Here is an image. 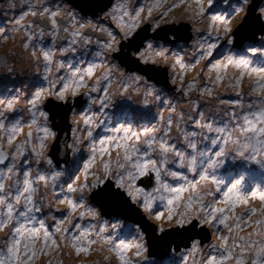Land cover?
<instances>
[{
	"label": "rangeland",
	"instance_id": "obj_1",
	"mask_svg": "<svg viewBox=\"0 0 264 264\" xmlns=\"http://www.w3.org/2000/svg\"><path fill=\"white\" fill-rule=\"evenodd\" d=\"M120 1H125L128 5L127 8L132 15L135 14V11L138 8H143L144 11H147V14L144 12L141 13V21L136 30L145 28L150 29V27L146 24L147 21L155 26L156 23H159V26H161L165 23L172 22L176 24V27H189L191 36H189L186 41V34L183 32L177 37L173 36L172 47L170 48L168 46H164L163 42H160L159 40L153 41V39L149 41L153 44L154 48L164 46L168 49V52L166 53L168 57L167 60L157 58L156 63H158L157 65L163 64L161 66L168 69V79L173 89L167 90L165 88H159L151 81H148L146 77L140 73L137 75L130 74V76L120 75L114 70L115 66L109 58V52H105L103 56H99L98 61L96 53L101 51V48L99 47L100 44L96 41L84 44L83 40L80 38H78L76 43H72L71 39L64 47L52 50L57 53V55L54 59H52L51 72H47L46 69L42 68V66L40 67V64L44 62V58L43 52L38 48H40L41 41L45 43L50 40L47 44L52 45L54 39L51 35H48L47 37L40 36L39 29L35 25L36 23L32 22L33 16L30 14L25 15L27 13L25 11H29L30 13L32 10H36L40 13L47 8L49 11L44 13L42 16L39 15L40 17H47L50 16L51 12H58L59 15L56 16V19L69 18L71 26H73V19L74 21L77 20L76 18L71 17L75 14L79 16L78 12L66 4L64 0H28L27 3H22L21 0H11V3L10 0H0V49L4 50L7 54L10 53L13 59L15 56H19L18 65L20 69V62L22 60H28L32 66V72L34 73L32 78L33 80H36L35 84L31 82V85L29 84L27 87L23 88L22 82L23 80H26V78L22 77L17 82H14L10 87L6 86L5 82V87H0V101L4 102L0 103V107L3 108V110H0L3 112V115H0V122L5 125L4 129H0V151H5L8 154L9 159L7 166L10 164L19 166L20 162L24 159L27 160L26 163L28 166L32 165L27 170H24L22 167L16 169L14 173L19 176L18 183L14 184L13 182L7 180L4 181L7 187H9V191H7V187L5 185L4 191L0 192V196L5 197L6 204L11 203L14 209L12 221L0 229V258H2L6 264L9 262L8 247L10 243L12 240L19 238L15 229L20 223L25 224L26 228L30 229L33 227L40 228V222L43 221L44 228L47 229L51 238L56 241V244L53 245L51 240H49L47 242V246H45L42 229L40 236L35 238L38 254L29 259L31 253L29 252L27 256L25 255V242L22 240L20 244V256L26 264H119L116 255L114 253H110L107 246L101 248V246L97 244L92 245L88 252H77L72 247L71 243V237L79 235V230L75 227L77 224L81 225L82 228L92 226V231L94 233H98L100 228H104V235L113 236L116 243L124 240L125 242L142 244L141 240H131L133 228L130 224L126 225L125 222L116 218L108 219L101 217L98 208L94 204L93 206L90 203V190H85L83 194L79 192L70 193L68 192V185L83 184L85 182L87 184H92L96 176H104L102 164L103 162L109 160L112 161V172L111 175L104 176L101 184L106 179H110L115 185V179L118 172L123 171L118 170L115 163L117 151L113 148L110 156L104 155L101 157L100 155H97L95 163L86 170L84 165L93 155L90 145L92 143H96L98 145L99 140L109 136L118 137L122 135V133L112 131V129L119 128L122 125L125 127L131 126L133 131L140 133L143 132L145 127H155L157 128V131L154 135L159 139L164 135L167 127L166 124L161 121V115H163L164 121L167 120L170 114L174 120V123L168 132V143L170 145H175V150L183 152L186 158H191V156L195 154L197 155L198 160L196 172H191L187 169V167H178L179 160L177 157L169 154L170 163L167 165L168 170L179 173L180 177H187L188 181L196 182L199 181L202 170L207 168V162L209 159L224 162L223 165L216 167L214 170L207 169L209 182L202 188L205 211L209 210L207 207L209 203H218L221 201L224 198V194L228 192L229 188H231L232 184L239 179L241 180L240 187L242 189V194L248 197V203L246 205L237 204L235 208L236 215L244 217L241 228L245 229L248 226H254L251 221H255L260 218L259 216H253L251 221L247 220L250 209L255 208L259 210L264 208V201H261L259 197L253 199L251 195L254 191H264V166L258 164L256 161L245 160L243 157H237L235 160L229 159L228 157L236 156V153L230 150L232 147L231 144L224 145L223 134H219L214 130L209 132L206 129L198 128L196 126V122L200 121V114L203 113L204 120L200 121L201 123H212L214 128L227 125L228 130H231L233 127L237 126V124L243 123L242 120H240V116L258 109V103L254 102L259 101L260 97L250 94L251 89L254 87L255 77L249 78L247 75L244 76L239 89L241 95L238 97L236 95V90L229 87L230 81L233 84L235 83L234 78L239 75L238 70L229 67L227 70V76H225L219 85L213 83L216 73H208V68L212 63H214L217 59H224V57L229 55H236L237 57L239 55H246L249 59H253L257 62L264 61V55L247 51L249 46H257V48H259L260 45L258 43L261 38L259 40H253L252 42H245L241 44L240 47L235 43H227L229 37L234 42L232 32L242 22L244 17H246L251 1L247 5V9H245L244 6L245 10L243 12L234 14L235 7L241 3V0H212L211 5H209L208 0H206L203 6L205 9L203 16H195V18L193 17L198 5L194 2H183L184 5L176 7L174 14L168 15V12L173 6L171 3L172 0H162V7L153 10L152 16L149 17L148 9L155 3V0H132L130 2L129 0H116L114 8L117 4L121 3ZM200 4L202 5V3ZM56 6L57 8L55 9ZM227 7H231L232 9H228ZM214 8L217 9V11H214ZM113 10L103 12L100 19H98L95 23L103 28H107V32L111 31L115 36L123 37V33L117 26V21L114 18V16H118L119 13H114ZM164 13H167V15L165 16ZM214 14L223 15L225 19L230 20L232 27L231 33L225 35L222 28L219 33L215 31V26L212 29L209 28V25L212 24L210 18ZM22 16V24L17 25L16 21L21 19ZM56 21L58 23V20ZM125 21L127 22L128 18ZM27 25H32L29 30L34 33L32 39L30 40L26 35L25 26ZM41 26L44 27L43 25ZM172 26L174 27V25H165L162 27L165 28ZM162 27H159L158 29ZM149 31L153 32L151 29ZM149 42L146 41V45L141 49V51L146 49ZM177 42L183 47L179 49L174 48V45ZM200 42L215 43L217 48L213 50V55L211 57H208L206 60L200 61L199 64H196V61L199 60L201 53V49L199 47ZM25 45H27V47H25ZM89 56H95V61L92 60V58L87 59ZM177 58H181L185 65H195V67H189L187 71L182 72L180 66L175 64ZM78 62H80L82 66L80 69L81 72L93 64H104L105 67L97 68L93 77H86V81L89 82L87 84L88 87L86 88L88 96L82 99V101L78 104L79 110H76L75 113L71 114L70 120L68 119L69 124L72 125L73 128L77 129L75 136L72 134V138L69 140L68 144L72 143L74 139L79 136L81 140L79 151L75 154H71V164L68 163L67 165L55 168L56 170H62L63 174L59 178L53 180L50 178L49 174L54 167L48 166L44 162L43 157H41L40 162L37 163L36 156H33L30 153L28 155L26 152V130H31L33 148V145H37L39 143L37 137L43 135V133L37 132V127L45 124L43 118L37 116L38 124L32 126L31 128L28 127L32 120V114L28 110L30 107L28 101L32 99L36 91L41 88L40 86L42 83L45 84L47 82L48 84L54 86L63 84L64 79L60 80L61 76L65 77L66 74L70 75V69L73 66L79 69ZM58 65H63V67H58ZM148 65L149 64L145 66ZM107 68H111V75L108 80H105L103 79V75ZM60 73H62V75H60ZM7 76L8 74H5L4 78H7ZM15 76L17 75L15 74ZM136 76H140L142 79L136 81L134 79ZM45 77H47V79H45ZM181 78L183 79V83H181ZM97 79H100V84L98 86L99 90L96 91L95 94H91L90 89L95 84ZM39 82L41 83L40 86ZM192 82L196 83V88L192 89L187 95H185L184 93L187 90V85ZM205 87L213 89L212 96L201 95V89ZM105 88H107L108 91V99L105 101V105H101L100 100L105 96ZM53 91H56V89H53ZM149 91H151L152 95L147 94ZM13 100L16 101L14 108L11 111H7V102ZM50 100V97L45 99L38 105V108L45 111L43 107L44 102ZM92 100H95L96 102L92 103ZM219 100H227L230 103L220 104ZM237 100L242 102L243 107L237 106L234 103ZM145 101H147V103H145ZM249 104L253 105L251 109L248 108ZM172 108L176 109L174 113L171 112ZM232 113H236L235 118L232 117ZM179 114H183L184 120L180 122V128L177 130L176 119ZM81 117L91 118L94 126L85 125ZM13 126L18 127L21 131L13 134L10 131ZM47 126L50 128L48 122ZM50 129L53 131L52 128ZM89 130L92 131V137L87 136V132ZM186 132L198 133L197 136L190 138L197 144L195 153L185 141L184 134ZM13 135V143L12 145H9L8 139ZM204 137H207V139H204ZM212 139H216L218 143L213 145L211 143ZM53 140L45 141V144L49 146L45 149L44 155L47 156V152L50 149V144ZM21 144L25 145L24 153L22 156L13 160V157L16 156V149ZM139 147L142 152L146 150V145L143 143H141ZM221 147H225V155L223 157H217L215 153L220 151ZM200 152L206 153V156L201 157L199 155ZM247 155L248 153H245V156ZM151 158L159 161V152H152ZM256 159L259 160L260 157L257 156ZM6 163L7 161L0 165V182H3L4 179V170L2 169L7 167ZM227 168L230 169V173L224 171L227 170ZM86 171L88 177H90V182L85 181L84 179ZM25 172L30 173L29 178L33 181V187L36 189V192L33 194V211L28 214L30 217H35L34 221H26L24 217L19 215L21 211L25 210L24 197L28 194H23L19 203H16L15 200L18 191L23 187ZM41 173L48 177L47 184L36 180L37 174ZM212 176H215L217 180L221 181L219 184V191H217V185L211 180ZM163 179L172 187H179L186 183V181L182 178H173L167 175L163 176ZM245 184L248 185L246 186ZM205 188L209 189L212 194H205ZM81 195H83V202L86 207L84 209H78L77 212L72 215V223L67 225L68 231L66 233L57 232L56 228L58 227V222L64 220L69 213L67 206L60 204L59 200L68 197L79 202ZM165 195L168 194L165 193ZM187 195L188 193H185V197H187ZM133 203L137 204L140 209H143L140 202L137 201ZM88 208L95 211L97 215L95 217L85 215L83 219H80L79 213L86 211ZM36 209L39 210L37 211ZM6 211L7 208L5 206H0V212L6 213ZM180 211H183L182 207H179L177 212L174 214L176 218H178ZM193 211L199 213V208H195ZM157 212L164 213L160 220L155 219L159 229H165L175 225L174 221L169 223L167 219L168 212L166 209V201L162 202L157 200L155 202L152 213L155 216ZM199 215L202 216L203 214L199 213ZM212 222L218 223V219L213 220ZM229 223L231 222L229 221ZM252 231L253 229L250 232ZM90 238L94 239L95 236ZM82 246L88 247L86 241ZM144 248L145 254H143L141 258L135 257V248H132L128 252V256L134 260L138 259L139 264L143 261V259L152 260V257H148L146 255V246H144ZM263 258L264 257H261V259ZM228 261L232 262V260ZM159 262L160 264H171L168 260L164 261L160 259ZM147 264L152 263L147 261ZM175 264H183V260H178Z\"/></svg>",
	"mask_w": 264,
	"mask_h": 264
},
{
	"label": "snow or ice",
	"instance_id": "obj_2",
	"mask_svg": "<svg viewBox=\"0 0 264 264\" xmlns=\"http://www.w3.org/2000/svg\"><path fill=\"white\" fill-rule=\"evenodd\" d=\"M194 3L198 5L197 10L195 11V16H203L204 7L200 4V0H194ZM209 5H211L212 0H208ZM249 4V0H241V3L235 7L234 14H238L239 12H243L244 6ZM14 6V5H12ZM162 7V0H155V3L148 9V16L151 17L153 10L159 9ZM49 10L45 8L43 12L38 13L36 10H32L30 13H26L25 15H32L33 17L37 15H43L47 13ZM114 13H119L118 16H114L117 21V26L120 28L123 33V38L129 40L128 48H129V58H135L139 62L147 65L149 63L156 64L157 58L167 60L166 53L168 49L164 46H160L159 48H154L153 44L149 42L144 51H141L143 47L142 41H138L134 36L136 29L139 27L141 21V13L144 12L143 8H138L135 11V14L132 15L126 3L121 2L117 4L114 8ZM262 15H264V8L260 9ZM58 12H51L49 17V22L51 24V28L53 31L49 33L55 39V37L61 31L60 25L56 21V16H58ZM166 16L167 13H164ZM125 17L128 18V21H125ZM212 24L209 25V28L212 29L215 26V31L217 33L220 32L221 28L225 35L232 32V27L230 20L225 19L223 15L214 14L211 16ZM23 20V16L21 19L16 21L17 25H21ZM32 25L25 26L26 35L29 40L32 39L34 33H32L29 29H31ZM87 27L86 24L80 23L79 29H83ZM243 27V24L241 25ZM159 28V23H156L153 31ZM73 31L69 33V29L67 27L63 28V31L67 34H70L72 37V43H76L78 38L83 39L84 44L91 43V37L84 36L83 33L75 28V21L73 19ZM101 31H105L101 29ZM264 33V29L261 30ZM107 36L109 37L107 42H104L99 45L101 51H98L96 55L103 56L105 52H114L121 51L118 46L116 36L108 31ZM39 35H45V29L43 27H39ZM227 43L232 44L233 41L229 37ZM27 47V45H25ZM199 47L201 49L199 60L196 61V64H199L200 61L206 60L208 57L213 55V50L217 48L215 43L210 42H200ZM247 51L252 53H260L264 55V35L261 36L260 47L249 46ZM44 61L47 65H51L52 63V52L51 50L45 51L43 53ZM175 64L179 65L182 72L188 70L189 67H195V65H185L182 62L181 58H177ZM58 67H63V65H58ZM105 67L104 64H93L89 66L87 69L81 72L80 69H76L71 73V76L63 83V86L58 91H53L51 88H41L34 94L33 98L28 101L29 111L32 114L31 123L28 125L29 128L38 124L37 116L43 118L45 122L49 119V113L38 108V105L41 104L46 97H53L55 101L67 103L68 96H76L81 88H87L88 85L86 83L85 78H91L94 76L95 70L97 68ZM231 67L239 71V75L236 76L235 83H229V87H232L236 90V95L239 97L241 95L239 89L241 87V81L244 76L247 75L249 78L255 77L254 87L251 89V95L259 96L260 100L254 103H258V109L248 114L240 116V120H242V124H237V126L233 127L231 130H228V126L224 125L223 127H215L212 123H201L200 121L204 120L203 113L200 114V121L196 122V126L198 128L206 129L207 131H215L219 134H223V143L224 145L231 144L240 149L236 154L239 156H244V149H249L253 151V153L257 151H264V61L257 62L253 59H249L246 55H229L224 57V59H217L211 66L208 68V73L212 72L216 73L214 84L219 85L222 80L227 76V70ZM47 72H51V68H46ZM111 75V68H107L103 75V79L108 80ZM210 78V77H209ZM136 81L142 79L140 76L134 77ZM54 83V82H53ZM181 83H183V79L181 78ZM100 79H97L95 84L91 87V92H96L99 90ZM196 88V83L192 82L187 85V90L185 91V95L188 94L192 89ZM148 95H152L151 91L147 93ZM213 89L210 87H205L201 89V95L212 96ZM108 99V91L105 88V96L100 100L101 105H105V101ZM95 100H92V103H95ZM0 103H4L0 101ZM16 101H9L6 104V110L11 111L14 108ZM220 104H228L230 103L227 100H219ZM237 106L243 107V104L240 100L234 102ZM253 105L249 104L248 108H252ZM54 109L60 110V104H54ZM176 109L172 108L171 112H175ZM233 118L236 117V113L231 114ZM254 117V118H253ZM83 123L85 125L94 126L93 121L89 117H81ZM161 121L166 124L165 133L159 139L154 135L157 131V128H148L145 127L143 132L133 131L131 126L125 127L121 126L120 128L115 129L116 133H122L120 136H109L104 139L99 140L98 145L96 143H92L90 145L91 152L93 153L91 159L84 165L87 170L90 168L96 161V156L100 155L103 157L104 155L111 154V150L114 148L117 151L116 156V166L118 170H123L122 172H118L115 179V188L117 191H113L112 185H107L104 188H100L99 191L95 192V195L101 198L106 199H116L121 197L123 194H126L131 198L133 202H140L145 212H151L153 210V205L157 200L166 201V209L168 212L167 219L169 223L174 221L176 226L184 227L186 224H190L194 217L200 219V223H208L211 224L213 220L218 219V223L223 225L227 230L229 235L220 237L219 248L223 249V253L217 257L215 255H210L206 264H225V261L231 260L234 255V249L239 248L240 254L237 256L235 260V264H245L244 256L250 250L254 251L255 256L257 257L254 264H260V258L264 257V208L259 210L253 208L249 210V215L247 220L251 221L253 216H259V219L255 221H251L254 225L253 231L248 233L247 236L240 235L241 225L244 221V217L238 216L235 213V208L237 204L246 205L248 203V197L242 194L241 189V180H236L231 188L228 189V192L224 194V198L217 202H211L208 204V211H205L204 205V194L202 192V188L209 182V176L207 169H215L220 160L209 159L207 162V168L203 169L199 181L192 182L188 181L186 177H180V174L167 169V165L170 163L169 154L174 155L179 160L178 167L187 169L191 172H196L197 170V155H192L191 158H186L185 154L180 151L175 150V145H170L168 143V132L170 131L174 120L172 115L170 114L166 121H164L163 115L160 117ZM184 120L183 114H179L176 119V127L177 130L180 128V122ZM5 125L0 123V129H3ZM10 131L15 134L21 129L16 126H13ZM37 132L43 133V135L38 136L37 140L39 143L37 145H33L32 151L35 153L37 157H43L44 151L46 149L45 141H47L50 137H53L55 134L51 129L47 126V123L44 125H40L37 127ZM77 129H73V135L75 136ZM238 134V135H237ZM29 138L31 137V132L28 134ZM92 131L89 130L87 132L88 137H92ZM185 141L188 146L196 152L197 144L190 139L191 137H195L198 135L196 132H186ZM240 137L244 138V142L241 143ZM14 139V135L9 137L8 144L12 145ZM207 139V137H204ZM143 143L146 145V150L141 151L139 145ZM211 143L216 145L218 141L216 139H212ZM71 147V145H69ZM39 149V150H37ZM155 149V152L158 151L160 154V160L151 158V154ZM25 150V145L21 144L16 149V156L13 157L15 160L17 157L22 156ZM225 147H221L220 151L216 152L215 155L217 157H223L225 155ZM122 153V160H121ZM199 155L203 157L205 153L200 152ZM6 154L3 151H0V163L6 159ZM135 158V159H134ZM47 163L50 165L51 160H47ZM112 161H105L102 164L103 174L104 176L111 175L112 172ZM14 166H10L7 168V173L11 174L13 172ZM171 176L173 178H182L186 181L185 184L179 187H172L170 184L165 182L163 176ZM104 176H96L94 178L93 183L89 186L86 182L83 184H69L68 192L70 193H81L83 194L85 190H94L99 188L101 182L103 181ZM30 173H24L23 179V187L18 191V194L15 197L16 203H19L23 194L27 193L28 195L25 198V210L21 211L19 215L24 217L26 221H34V216H29L28 214L33 211L34 207V199L33 194L36 192V189L33 187V181L29 178ZM141 177H145L151 180L154 177L155 186L150 190L146 189V187L139 186L137 181L140 180ZM79 179V178H77ZM85 181L88 179L87 171L84 175ZM36 180L38 182H44L47 184L48 178L43 174H37ZM212 182L217 185V191H219V184L221 181L217 180L215 176L211 178ZM4 186L0 185V192H3ZM122 190V192L120 191ZM167 193L168 195H165ZM185 193H188L187 197H185ZM252 198L255 199L259 197L261 201H264V191L261 192H252ZM60 204L66 205L69 209L68 216L58 222V227L56 228L57 232L68 231L67 225L72 223V215L77 212L78 209H84L86 207L83 202V195H81L80 201L77 202L73 199L65 197L62 200H59ZM7 208L6 213L0 212V229H2L6 224L10 223L13 219V205L11 203L6 204V200L3 196H0V206H5ZM179 207L183 208V211L179 212L178 218L174 216ZM195 208H199V213L203 215L200 216L199 213L194 212ZM227 209V210H226ZM37 211L39 209H36ZM219 214V215H218ZM7 216V223L5 222L3 216ZM80 219H83L85 215H89L95 217L97 213L92 209L88 208L86 211H82L79 213ZM163 212H157L155 214V219L160 220L163 217ZM232 221V223H229ZM75 227L79 230V235H74L71 237L72 247L77 252H88L92 245H100L101 248L107 246V249L110 253H114L116 258L119 261V264H139L138 259H133L128 256V252L135 248V257L139 258L143 256L145 248L141 243H130L121 240L119 243L115 242V238L111 235H104L105 229L100 228L98 233H94L92 231V226L82 228L81 225L77 224ZM43 229V239L45 241V246H47V242L51 240L52 244L55 245L56 241L53 240L47 231L44 228L43 221L40 222V228H26L25 224L20 223L19 226L15 229V232L18 239H14L13 243L8 247L9 253V264H12L15 261V264H26L24 260L21 259L20 256V244L21 241L25 239L27 236L35 244V238L40 236L41 230ZM161 232L164 231L163 228L160 229ZM235 235H232V234ZM95 236L94 239L90 238ZM231 236V244H229V238ZM258 238V239H257ZM86 241L88 247L82 246ZM197 246L194 244L192 247V253L197 251ZM31 253L29 259L35 257L38 254V250L35 247H32L31 250L27 246L24 247V253L27 256L28 253ZM0 264H4V260L0 258Z\"/></svg>",
	"mask_w": 264,
	"mask_h": 264
},
{
	"label": "water",
	"instance_id": "obj_3",
	"mask_svg": "<svg viewBox=\"0 0 264 264\" xmlns=\"http://www.w3.org/2000/svg\"><path fill=\"white\" fill-rule=\"evenodd\" d=\"M67 3L71 4L73 7L78 9L84 15H92L95 16L98 12L105 11L107 7L110 5L111 0H66ZM263 0H251V4L248 7L249 12H253L257 9ZM243 24V27L241 25ZM262 29H264V24L262 20L253 14H250L242 20V22L234 29L232 32V36L234 37V42L237 46H241V44L245 42H252L253 40H259L264 33H262ZM185 33V41L191 36L189 32L188 26L181 27H165L156 29L153 32L149 31V28L139 29L134 33V36L138 41H144L147 39L159 40L162 42H171L169 39V35L172 34L174 37H177L181 33ZM90 36H95V32L86 33ZM259 36V37H257ZM129 40H125L123 44H120L119 47L121 51H118L113 58L117 60L118 64L125 69L126 72H136L142 74L148 81H151L157 86H161L167 90L173 89V87L169 83L168 79V69L166 67H162L160 65H148L139 62L135 58H129V48H128ZM119 55V56H118ZM83 98L78 99V102H81ZM57 104L54 102L46 101L43 105L45 111L49 113V121L51 122L52 128L55 130L56 136L51 143L50 149L47 152V157L52 159L53 164L57 167L61 165H67L70 162V152L71 149L69 147L63 148L61 146L62 142H69V129L70 124L68 123V116L70 106H68V102L64 103L61 106L60 110L54 109L53 105ZM79 104V103H78ZM78 106V105H76ZM72 108V107H71ZM31 130H27L25 133L26 136V145L28 152L36 156L32 151V139L29 138V133ZM62 151H66V156H61L60 153ZM6 154V160L8 159V154ZM137 184L142 187H146V189H151L155 186L154 177L149 180L145 177H141L140 180L137 181ZM107 185H112L113 191H117L114 183L110 179H106L99 188L91 190L89 193V200L92 202L99 210L100 214L106 218L109 217H118L124 221H129L133 224L139 226L142 232L145 233L146 237V248L147 254L151 257H164L166 256L173 247L174 252L180 251L181 248H186L189 246V242L193 239L202 240L206 233V229L202 232L195 231V224L192 221L190 224L185 225L184 227L175 226L172 228H168L161 232L160 234H156L155 227L152 223H150L145 215L140 211L138 205L133 203L131 199L123 194L121 197L116 199H106L101 198L95 195V192L99 191L100 188H104ZM122 192V190H120Z\"/></svg>",
	"mask_w": 264,
	"mask_h": 264
},
{
	"label": "flooded vegetation",
	"instance_id": "obj_4",
	"mask_svg": "<svg viewBox=\"0 0 264 264\" xmlns=\"http://www.w3.org/2000/svg\"><path fill=\"white\" fill-rule=\"evenodd\" d=\"M64 1H65L66 4H68L73 9H75L78 12V14H79V16L75 14L73 17H71V18H76L77 19V20H75V28L76 29H79L80 23H84V24L87 25V27H85L83 29H79L83 33L84 36L91 37V41H93V42L96 41L99 44H102V43L108 41L109 37L106 34L107 33V28H103V27L99 26L98 24H96L95 22L98 21V19H100V16H101V14L103 12H106V11L108 12V11H111V10L114 9V5L116 3V0H111L110 5L107 7V9L105 11L98 12L97 14H95V16L88 15V14L84 15L78 9L73 7L71 4L67 3L66 0H64ZM130 1H132V0H129V2ZM250 1L251 0H249V3H250ZM120 2H124L125 3V1H120ZM183 2L192 3V2H194V0H172L171 3L173 4V6H172L171 10L168 12V15L174 14L175 11H176V7H179L181 5L183 6L184 5ZM127 7H128V5H127ZM261 8H264V0H263V3L257 9H255L253 12H249L248 11L247 15L253 14V16H256V17H258V18L263 20L264 15H262L261 12H260ZM245 9H247V5H245ZM25 12L29 13V11H25ZM49 17L50 16L40 17L39 15H37L35 17H32V22L36 23L35 25H36V27H38V29H39V27H42L41 25H43L45 27V28L43 27L45 29V35H44L45 37H47L49 35V33H51L53 31V29L51 28V24L49 22ZM56 20H58V24L60 25L61 31L59 32V34L53 40V44L52 45H48L47 44L50 40L45 42V43L41 41L40 48H38L39 50L41 49V51L43 53L45 51L51 50L52 59H54V57L57 55V53L53 52L52 50H57L59 48L64 47L72 39L70 34H67V33H65L63 31V28L67 27L69 29V33L74 30L73 26H71V22H70L69 18H64V19L63 18H58ZM125 20H127V18H125ZM178 21H181V20H178ZM38 23H40L41 25L38 24ZM146 24L153 31V29L155 28V25L150 23V22H148V21L146 22ZM165 25H174V27H176V24L172 23V22L171 23H165V24H163V25H161L159 27H162V26H165ZM174 27H173V29H174ZM101 29H104L105 31H101ZM89 32H95V36L87 35L86 33H89ZM116 38H117L118 46L120 44H123L124 41L127 40V39H124L123 37H119V36H116ZM172 38H173V35L170 34L169 35V39L171 40V42H163V45L164 46H168L169 48L172 47V41H173ZM61 39H63V40H61ZM80 39H82V38H80ZM150 40H153V39H148L146 41L149 42ZM146 41L144 42L143 47L146 45ZM153 41H156V40H153ZM160 42H162V41H160ZM258 44L260 45V41H259ZM182 47L183 46L180 45V43H178V42L174 45V48H176V49H179V48H182ZM117 52L118 51H114V52H110L108 54L111 62L115 66V68H114L115 72L119 73L120 75H124V76H130V74L137 75L138 73H136V72H126L125 69L118 64V62L113 58V55H115ZM18 57L19 56H15L14 59H13V57H12V55L10 53L7 54V53L4 52V50L0 49V81H1L0 82V87L1 88L5 87L4 82L6 83V86L10 87L14 82H17L22 77L26 78V80H23V82H22V87L23 88L27 87L29 84H31V82H33L34 84L36 83V80H33V78H32V75H34V73L32 72L31 64L28 62V60H22L20 62V64H21V69H20L19 65H18ZM88 58H92V60L95 61V56H89V57H87V59ZM97 60L99 61V57H97ZM78 63H79V69H81L82 66H81L80 62H78ZM149 64L158 66L157 65L158 63H156V64L149 63ZM161 65H163V64H161ZM41 66H42L43 69H46L48 67L51 68V65H47L45 61L42 62V64H40V67ZM76 69H78V68H75V66H73L70 69V71H71L70 75L66 74L65 77L61 76L60 80L64 79V82H66V80L71 76V73L74 72ZM5 74H8L7 78H4ZM15 74L17 76H15ZM60 75H62V73H60ZM85 80H86V78H85ZM86 83L88 84L89 82L86 81ZM62 86H63V84H58V85L54 86V85L48 84L46 82L45 84L42 83V85L40 87L41 88H46V89L51 88L52 90L56 89V91H58L59 89L62 88ZM157 87L163 89V87H161V86H157ZM91 94H95V92H91ZM86 96H88V92H87L86 88H81L76 96H71V95L68 96V106H70L69 120L71 119V114L75 113L76 110H79V107L76 106L77 102H78L77 100L81 99V98L84 99V98H86ZM49 97L51 98V100L49 102H54V103L60 104V106H63L64 103L55 101V99L53 97H51V96H49ZM49 97H46L45 99H47ZM0 110H3V108L0 107ZM48 125L51 126V124H49V123H48ZM73 129L74 128L71 125L70 139L72 138ZM70 144L71 143H69V145ZM71 154H73L72 153V149H71L70 157H71ZM53 167L57 168L55 166H53ZM141 211H142L143 215H145L146 219L150 223H152L154 225L156 234H160L161 231L159 229V226H158V224H157V222L155 220V216L152 213V211L151 212H145L143 209H141ZM192 221H194V224H195L194 228H195L196 232H202L204 229H206V233L204 235V238L201 241L195 238V239H193L192 241L189 242V246H187L186 248H181L180 251H178V252H174L173 251V247H172L171 251L167 254V256L162 257V258H156L157 256H155V257H152V260H148V259L144 260L143 259V261L140 264H147V261H150V263H152V264H160V262H159L160 259L164 260V261L168 260L171 264H175L176 261H178V260H183V264H206V262H207L208 258L210 257V255H215V256L219 257L223 253V249L219 248L220 237L229 235L227 230L224 228L223 225H220L219 223H216V222H212L211 224H208V223L201 224L200 223V219H198L196 217H194L192 219ZM230 222L232 223V221H230ZM175 226L176 225H173V226H170V227H167V228H172V227H175ZM167 228H165V229H167ZM253 228H254V226H248L245 229L241 228L240 235L247 236L248 233H250V231ZM141 235H142L141 236L142 237V244L144 246H146L145 233L141 231ZM232 235H235V234L233 233ZM194 244L197 246L198 250L195 253H192L191 250H192V247H193ZM229 244H231V236L229 238ZM239 254H240V249L239 248L234 249V255H233V258L231 259L232 262L225 261V264H235V260H236L237 256H239ZM128 255H129V253H128ZM146 255L148 257H151V256H149L147 254V252H146ZM139 258H141V257H139ZM243 258L245 260V264H252V253L251 252H248L247 254H245V256Z\"/></svg>",
	"mask_w": 264,
	"mask_h": 264
},
{
	"label": "clouds",
	"instance_id": "obj_5",
	"mask_svg": "<svg viewBox=\"0 0 264 264\" xmlns=\"http://www.w3.org/2000/svg\"><path fill=\"white\" fill-rule=\"evenodd\" d=\"M203 2H206V0H202ZM21 2L22 3H27L28 2V0H21ZM10 3H11V0H10ZM234 38V37H233ZM45 79H47V77H45ZM40 82H39V86H40ZM31 85V84H30ZM157 98H159V97H157ZM45 103V102H44ZM78 103H80V102H77V105H78ZM145 103H147V101H145ZM78 107V106H77ZM0 115H3V112L2 111H0ZM68 119H69V116H68ZM49 124H51V122L48 120L47 121ZM47 122H45V123H47ZM0 123H2V122H0ZM69 123V122H68ZM50 126V125H49ZM50 128H52L51 126H50ZM120 128V127H119ZM4 129V128H3ZM115 129H117V128H115ZM115 129H112V131L113 132H115ZM30 130V129H29ZM53 131H54V136L53 137H50L49 139H48V141H51V140H53L54 138H55V136H56V133H55V130L54 129H52ZM27 131V130H26ZM70 133H71V129H69V140H70ZM26 137V136H25ZM241 139V143H243L244 142V138L242 137V138H240ZM27 142V141H26ZM80 143H81V140H80V138H79V136H77L75 139H74V141L70 144L71 145V149H72V153L73 154H75L76 152H78L79 151V145H80ZM51 145V144H50ZM49 145H46V148L48 147ZM61 146L63 147V148H67V147H69V144L67 143V142H62V144H61ZM26 148H27V145H26ZM231 151H233V152H235V153H237L240 149H238L236 146H233L232 145V147H231V149H230ZM2 151V150H1ZM153 151L155 152V149H153ZM244 151L246 152V153H248V155L247 156H239V155H237L236 154V156H232V157H228L229 159H232V160H235V159H237V157H243V159H245V160H252V161H256L258 164H261L262 166H264V151H257V152H255V153H253V151L251 150V148H249V149H244ZM26 152L28 153V155H29V152H28V149L26 150ZM60 155L63 157V156H66L67 155V152L66 151H62L61 153H60ZM204 156H206V153H205V155ZM257 156H259L260 157V159L259 160H257L256 158H257ZM40 158L41 157H37L36 156V160H37V163H39L40 162ZM9 159V158H8ZM8 159L6 160L7 161V163H6V166H7V164H8ZM43 159H44V162L48 165V166H55L54 164H53V161H52V159H50V158H48L46 155H44L43 156ZM47 160H51V164L49 165L48 163H47ZM26 159H24V160H22L21 162H20V165L19 166H15V165H8L7 167H5L4 169H2V170H4V173H3V175H4V179H3V182H0V185H3L4 186V188H5V183H4V181H10V182H13L14 184L15 183H18V180H19V176H17L15 173H14V171H16V169H18V168H23L24 170H27L30 166H32V165H30V166H28V164L26 163ZM223 161H220L219 162V164H218V166H221V165H223ZM10 166H14V169H13V172L11 173V174H8L7 173V168L8 167H10ZM217 166V167H218ZM42 174V173H41ZM63 174V171L62 170H56L55 168H53V170L51 171V173L49 174L50 175V178L51 179H53V180H55L56 178H59L61 175ZM1 175V174H0ZM43 175H45V174H43ZM46 176V175H45ZM47 177V176H46ZM48 178V177H47ZM187 178V177H186ZM6 187H7V185H6ZM4 191V190H3ZM7 191H9V187H7ZM91 191V190H90ZM204 191H205V194H207V195H211L212 193H211V191L209 190V189H207V188H205L204 189ZM5 198V197H4ZM137 205V204H136ZM5 207H6V205H5ZM139 207V206H138ZM140 209V208H139ZM140 211H141V209H140ZM142 212V211H141ZM3 218H4V220H5V222L7 223V216L6 215H4L3 216ZM104 218H106V217H104ZM112 218V216L111 217H109L108 219H111ZM116 218H118V217H116ZM119 219H121V218H119ZM122 220V219H121ZM124 221V220H123ZM126 222H129V221H126ZM192 222V221H191ZM129 223H131V222H129ZM133 224V223H132ZM134 225H136V224H134ZM138 228H139V226L138 225H136ZM140 229V228H139ZM141 230V229H140ZM166 230V229H165ZM24 247L25 246H27L28 248H29V250H31V248L32 247H35L36 248V244H34L30 239H28L27 238V236L25 237V239H24ZM13 243V240L11 241V243L10 244H12ZM10 246V245H9ZM249 252H251L252 253V264H254V262L256 261V259H257V257L255 256V253H254V251H252V250H250ZM167 256V255H166ZM156 258H160V257H156ZM4 264H6V262L4 261ZM7 264H9V262H7ZM12 264H15V261H13L12 262ZM260 264H264V259H260Z\"/></svg>",
	"mask_w": 264,
	"mask_h": 264
},
{
	"label": "trees",
	"instance_id": "obj_6",
	"mask_svg": "<svg viewBox=\"0 0 264 264\" xmlns=\"http://www.w3.org/2000/svg\"><path fill=\"white\" fill-rule=\"evenodd\" d=\"M69 164H71V161L69 162ZM225 172H227V173H230V169L229 168H227V170H224ZM89 179H90V177H88V179H87V181L88 182H90L89 181ZM88 185L89 186H91V183H88ZM246 186L248 185V184H245ZM92 205H93V203L92 202H90ZM94 206V205H93ZM101 217H103L104 218V216H102L101 215ZM112 218H116V217H112ZM116 219H118V220H121V219H119V218H116ZM123 221V220H122ZM123 222H125L126 223V225L127 224H130L131 226H132V228H133V231H132V233H131V240H137V241H142V235H141V231H140V229L136 226V225H134V224H132V223H129V222H126V221H123ZM130 240V241H131Z\"/></svg>",
	"mask_w": 264,
	"mask_h": 264
},
{
	"label": "bare ground",
	"instance_id": "obj_7",
	"mask_svg": "<svg viewBox=\"0 0 264 264\" xmlns=\"http://www.w3.org/2000/svg\"><path fill=\"white\" fill-rule=\"evenodd\" d=\"M213 7H214V5H213ZM55 8H57V6H56ZM215 8H216V7H215ZM215 8H214V11H217V9H215ZM227 8H228V9H232L231 7H227ZM144 13L147 14V11H144ZM247 16H248V15H247ZM109 53H110V52H109ZM109 53H108V54H109ZM78 161H80V160H78ZM101 185H102V184H101Z\"/></svg>",
	"mask_w": 264,
	"mask_h": 264
}]
</instances>
